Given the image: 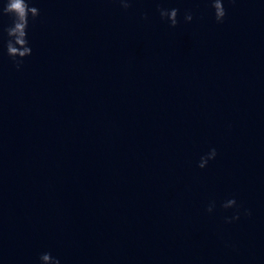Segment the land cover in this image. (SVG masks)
I'll list each match as a JSON object with an SVG mask.
<instances>
[{
    "label": "water",
    "instance_id": "obj_1",
    "mask_svg": "<svg viewBox=\"0 0 264 264\" xmlns=\"http://www.w3.org/2000/svg\"><path fill=\"white\" fill-rule=\"evenodd\" d=\"M129 2L0 16V264H264V0Z\"/></svg>",
    "mask_w": 264,
    "mask_h": 264
},
{
    "label": "clouds",
    "instance_id": "obj_2",
    "mask_svg": "<svg viewBox=\"0 0 264 264\" xmlns=\"http://www.w3.org/2000/svg\"><path fill=\"white\" fill-rule=\"evenodd\" d=\"M122 9L127 10L130 7L129 0H119ZM211 8L214 12V18L216 23H222L226 12L223 7L222 0H210ZM162 20L167 18L170 27H176L177 25V9L165 10L158 9ZM0 16H7L11 19L10 26L3 29L6 34L7 40L5 43L6 54L8 58L14 63L17 70L21 67L23 60L31 55V47L29 46L27 39V30L29 25V18L35 21L39 16V10L36 7L29 6V0H5L2 8H0ZM192 20L191 14L184 16V21L190 22ZM216 156V150L211 149L206 156H202L198 168L204 169L210 160H213ZM236 206L235 199H229L221 205L225 210L234 208ZM214 207V203L210 204L206 211L211 213ZM246 216L250 215L249 212L244 213ZM239 219L238 209L237 214H234L231 219H226V223H231ZM40 264H59V260L52 257L50 253H44L40 256Z\"/></svg>",
    "mask_w": 264,
    "mask_h": 264
}]
</instances>
